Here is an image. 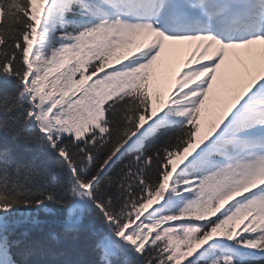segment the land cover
Segmentation results:
<instances>
[{
  "label": "snow or ice",
  "instance_id": "1",
  "mask_svg": "<svg viewBox=\"0 0 264 264\" xmlns=\"http://www.w3.org/2000/svg\"><path fill=\"white\" fill-rule=\"evenodd\" d=\"M0 264H264V0H0Z\"/></svg>",
  "mask_w": 264,
  "mask_h": 264
},
{
  "label": "rangeland",
  "instance_id": "2",
  "mask_svg": "<svg viewBox=\"0 0 264 264\" xmlns=\"http://www.w3.org/2000/svg\"><path fill=\"white\" fill-rule=\"evenodd\" d=\"M182 47L186 50V52H187L188 49H190V46H188V45H184V46H182ZM184 58H185V56H181V57H179L178 64L174 65L175 62H176L178 59L172 64V71H173V72H175L176 70H178V69L180 68L181 63H182V61H183ZM168 87H170V83L166 81V82H164V83L161 85V90L164 91V92H166L167 89H168Z\"/></svg>",
  "mask_w": 264,
  "mask_h": 264
},
{
  "label": "trees",
  "instance_id": "3",
  "mask_svg": "<svg viewBox=\"0 0 264 264\" xmlns=\"http://www.w3.org/2000/svg\"><path fill=\"white\" fill-rule=\"evenodd\" d=\"M82 246L86 247V242H82ZM85 258H87V257H85Z\"/></svg>",
  "mask_w": 264,
  "mask_h": 264
}]
</instances>
